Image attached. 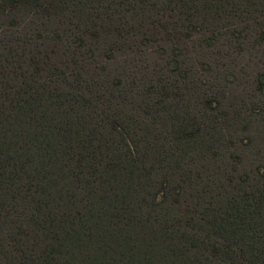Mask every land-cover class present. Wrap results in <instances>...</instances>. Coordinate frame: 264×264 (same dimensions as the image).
<instances>
[{
	"label": "trees",
	"instance_id": "1",
	"mask_svg": "<svg viewBox=\"0 0 264 264\" xmlns=\"http://www.w3.org/2000/svg\"><path fill=\"white\" fill-rule=\"evenodd\" d=\"M137 1L0 0V11L77 17L80 30L92 18L85 32L96 36L107 17L148 2ZM242 1L170 0L166 10L191 23L203 3L218 13ZM46 58L39 40L0 48V264H264V182L231 197L203 191L186 205L117 119L60 108L82 103L75 89L47 85Z\"/></svg>",
	"mask_w": 264,
	"mask_h": 264
},
{
	"label": "rangeland",
	"instance_id": "2",
	"mask_svg": "<svg viewBox=\"0 0 264 264\" xmlns=\"http://www.w3.org/2000/svg\"><path fill=\"white\" fill-rule=\"evenodd\" d=\"M164 1L171 5L148 0L128 7L127 18L107 17L110 28L96 36L85 32L92 18L80 30L77 17L0 11V48L39 40L47 56L42 78L75 89L82 103L60 108L117 119L146 167L186 205L203 191L231 197L251 190L264 182V0L232 2L218 13L203 3L191 23ZM48 26L52 37L41 39Z\"/></svg>",
	"mask_w": 264,
	"mask_h": 264
}]
</instances>
